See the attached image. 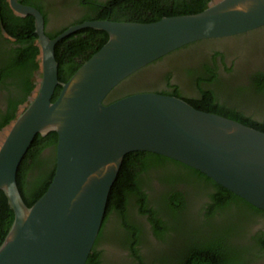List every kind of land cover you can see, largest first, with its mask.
Instances as JSON below:
<instances>
[{
	"label": "water",
	"instance_id": "obj_1",
	"mask_svg": "<svg viewBox=\"0 0 264 264\" xmlns=\"http://www.w3.org/2000/svg\"><path fill=\"white\" fill-rule=\"evenodd\" d=\"M10 4L35 17L40 72L0 139V190L15 215L0 245V264H86L124 157L135 151L180 161L264 210V131L172 95L143 92L106 103L124 79L182 46L264 25V0H211L198 13L154 22L88 20L55 38L46 35L37 8ZM88 27L109 39L61 82L55 46ZM52 131L58 135L55 174L28 206L17 171L36 135Z\"/></svg>",
	"mask_w": 264,
	"mask_h": 264
},
{
	"label": "trees",
	"instance_id": "obj_2",
	"mask_svg": "<svg viewBox=\"0 0 264 264\" xmlns=\"http://www.w3.org/2000/svg\"><path fill=\"white\" fill-rule=\"evenodd\" d=\"M210 1L86 0L83 5L87 6V11L75 24L99 19L154 22L165 16L198 13L204 10ZM24 3L34 4L32 0H24ZM0 24L11 38H15L13 42L11 39L7 41L11 44L0 42V90L5 91L4 98L7 101L6 111L0 110L1 129L15 120L18 106L28 99L36 86L35 75L40 72L38 59L40 47L36 45L38 35L35 32L33 16L23 18L14 15L4 0H0ZM63 30L48 35L50 38H55ZM108 39L109 35L106 31L88 27L60 40L55 46L59 80L68 81ZM191 44L195 45L198 42ZM186 46L188 45L181 48H186ZM178 55L180 54L177 53L173 57ZM152 63L124 79L112 90L106 98V103L144 92L142 88L148 85L140 82L145 78H151V82L160 79H166L169 82L171 71L163 70L152 77L153 72L150 71ZM204 73L202 75H197L192 71L186 73L188 78L199 86L200 91V96L196 97L192 94L191 98H186L188 103L202 111L222 115L264 131V122L254 121L244 117L235 109L217 104L216 93L209 87H202L201 83L213 85L214 82L222 84L224 81L219 79L213 71ZM223 87L227 89L233 86L225 83ZM252 88L256 89L254 90L256 92H264V79H256L250 85L235 86L234 90L230 91L232 93H229L230 98L234 92L240 95V92ZM60 90L61 85H58L53 100L57 98ZM174 94L178 95V93ZM57 141L58 135L54 131L45 136L37 134L18 168L17 184L28 206H32L45 193L53 179L56 170ZM46 147H50L51 151L44 154L43 150ZM153 172H158L155 175L163 186V190L158 192V201L161 205L157 210L147 207L146 194L141 189L144 173L147 175ZM132 197L137 200L141 214L148 215L154 233L161 240H166L167 226H170L173 221L179 224V229L184 231L188 224L180 219L193 209L191 200H202L201 207L196 211L199 216L202 214V223L190 222L189 224L192 228H196L194 230L196 236L202 230V239L192 237L188 247L181 250L182 255L176 257L179 263L175 264H257V260L264 257V227L255 232L251 230L250 234L247 233V228L250 229L252 224H257L258 218H264V210L216 183L201 171L180 161L149 151H135L125 155L109 194L104 220L111 211H114L119 221L118 226L133 233L135 237L133 241H139L137 238L139 229L129 222L127 214L129 210L127 205ZM163 216L167 220H164ZM14 217V211L5 193L0 190V245ZM102 230L103 224L97 241L101 238ZM132 250L136 258L141 260V264H146L142 262L135 247ZM182 256L186 258L184 262L179 260ZM93 263H96V256L92 253L86 264Z\"/></svg>",
	"mask_w": 264,
	"mask_h": 264
},
{
	"label": "flooded vegetation",
	"instance_id": "obj_3",
	"mask_svg": "<svg viewBox=\"0 0 264 264\" xmlns=\"http://www.w3.org/2000/svg\"><path fill=\"white\" fill-rule=\"evenodd\" d=\"M4 1L14 12V15L23 18L29 16L18 14L11 7L10 0ZM32 1L34 4H28L24 3V0H18L21 4L33 6L42 13L45 21L46 35L50 33L56 34L63 29L66 30L70 26L75 25L87 11V6L83 5V2H86V0ZM33 18L35 22V17L33 16ZM9 39L12 42L15 41V38H11L5 28L0 24V42L7 43ZM37 41L38 38L36 43ZM196 42L198 44H187L188 46L186 48L180 47V49L178 48V50L176 49L163 56V58H159L160 60L152 63V69L150 70L153 72L152 77L163 70L171 71L172 73L169 82L166 79L151 82V78H145L144 81L140 82L141 84L144 82L147 83L145 85H148L142 88L145 90L144 92L172 95L184 100L191 98L192 94L198 97L200 96L199 86L192 82L186 73L192 71L197 75H202L204 72L206 74L209 71H213L224 82L222 84L214 82L213 85L202 82L201 86L204 88L209 87L216 93V103L235 109V111L242 113L244 117L251 118L254 121L264 122L263 91L259 93L254 91L256 89L252 88L251 90L240 92V95L234 92L231 95L232 98H230L229 94L232 93L230 91L234 90L233 88L237 85H250L256 79H264V25L235 35L202 39ZM176 52L180 55L173 57L177 54ZM37 77L38 73L35 75V83ZM225 83H229L233 87H227L225 89L223 87ZM177 89L178 91L176 92ZM4 92L0 90V110L2 111H6L7 109ZM174 93H178V95ZM28 100L29 97L18 106L17 113L23 110ZM5 128L0 129V139L4 134ZM50 151L51 148L46 147L43 153L46 154ZM157 173L153 172L147 175L144 173V181L141 182V189L146 194L145 201L147 207L154 210L159 209L161 205L158 201V192L159 190H163L162 183L155 175ZM180 189H182L181 186ZM191 201V205L194 206L193 209L191 212L188 211L189 213H185L180 219L183 223L187 222L186 231L179 229V224H175L173 221L170 226H167L166 240H161L154 233L148 215L141 214L140 207L136 203L137 200L132 197L129 205H127L129 206L127 214L129 222L139 229L137 231L138 236L136 235L139 241H133L135 240L134 234L118 226L119 221L116 213L111 211L106 219L103 220L101 238L98 241L96 239L90 253V255L93 253L96 256L95 264H141V260L134 255L133 247L138 251L142 262L146 264H151L152 262L154 264L179 263L176 257L182 255L181 250L188 247L191 243V238L195 236L198 239H202V230L196 236L194 235L196 228L189 226L190 222L202 223V214L199 216L196 212L201 207L202 200L195 199ZM163 219L167 220L165 216H163ZM255 224H252L249 227L250 229L247 228L248 234H250L249 231L251 230L255 232L264 227V218H258L257 224ZM185 259L182 256L179 260L184 262ZM257 264H264V257L257 260Z\"/></svg>",
	"mask_w": 264,
	"mask_h": 264
}]
</instances>
